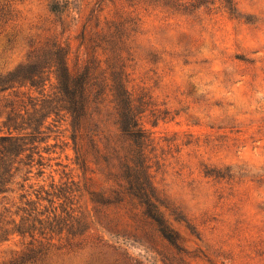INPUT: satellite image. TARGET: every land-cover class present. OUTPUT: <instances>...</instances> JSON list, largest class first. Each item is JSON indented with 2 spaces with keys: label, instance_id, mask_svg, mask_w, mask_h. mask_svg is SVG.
Returning a JSON list of instances; mask_svg holds the SVG:
<instances>
[{
  "label": "rangeland",
  "instance_id": "obj_1",
  "mask_svg": "<svg viewBox=\"0 0 264 264\" xmlns=\"http://www.w3.org/2000/svg\"><path fill=\"white\" fill-rule=\"evenodd\" d=\"M53 1L0 0L12 15L0 32V74L54 38L68 43L67 65L75 73L87 57L96 19L100 27L135 6L109 1L91 13L97 0H70L66 15L50 9ZM233 1V13L220 0L212 10L204 4L185 12L159 5L135 10L140 31L131 42L129 87L154 104L141 119L154 139L148 154L152 181L181 218L166 215L185 252L163 240L135 201L100 203L118 185L91 163L80 169L68 146L44 154L43 173L34 166L24 188L32 185L34 198L39 186L56 192L72 182L90 229L74 240L78 245L51 249L37 264H89L96 256L118 264H164L163 256L173 264H264V0ZM8 93H0V100ZM152 108L166 110L167 117L153 124ZM105 128L114 130L111 120ZM50 134L40 149L56 141V133ZM81 144L85 151L86 141ZM25 171L13 185L15 199ZM97 236L103 244L97 245ZM25 242L14 236L1 244L0 264L19 254ZM118 244L127 249V259L114 249Z\"/></svg>",
  "mask_w": 264,
  "mask_h": 264
},
{
  "label": "trees",
  "instance_id": "obj_2",
  "mask_svg": "<svg viewBox=\"0 0 264 264\" xmlns=\"http://www.w3.org/2000/svg\"><path fill=\"white\" fill-rule=\"evenodd\" d=\"M109 1L116 0H97L91 13L102 10ZM127 1L129 5L135 4L127 13L118 11V16L105 20L100 27L96 19V29L88 38L87 57L75 73L67 65L68 43L54 38L46 40L26 61L0 74V93L11 92L0 100V130H3L0 132V245L14 236L27 240L19 254L2 264H37L51 249L78 245L74 240L90 229L88 216L77 205L78 189L72 182L63 183L56 192L39 186L33 190L34 198L28 190L32 185L24 188L29 179L26 176L34 166L39 168L37 174L43 173L44 154L52 152L51 148H59L62 153L68 146L80 169L85 171L91 163L106 171L118 185L100 203H119L125 197L135 201L163 240L178 252H185L180 234L166 215L167 212L175 215L177 221L181 218L152 181L148 154L153 150L154 139L141 119L154 104L151 96L135 94L129 87L128 66L133 58L131 42L140 31L137 7L159 5L185 12L204 4L212 10L214 0ZM220 1L234 12L233 0ZM49 7L66 15L72 9L70 0H54ZM11 16L7 3L3 2L0 32ZM86 28L84 23L81 42L86 38ZM6 41L10 43L11 37L7 36ZM150 112L153 124L168 114L156 108ZM107 120H111L113 131L106 130ZM50 132L56 133V141L41 150L40 144L48 141ZM82 141L87 143L85 151ZM88 153L92 156L90 161L86 157ZM24 169L25 177L19 184L22 192L15 199L13 185L18 184L16 177ZM101 241L97 236V245L103 244ZM114 249L126 258L127 249L121 244ZM106 260L96 256L89 264H118L117 260ZM162 260L164 264H173L167 256Z\"/></svg>",
  "mask_w": 264,
  "mask_h": 264
}]
</instances>
